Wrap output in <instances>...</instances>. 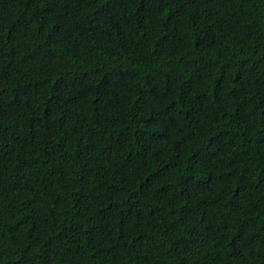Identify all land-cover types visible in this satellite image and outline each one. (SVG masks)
Returning a JSON list of instances; mask_svg holds the SVG:
<instances>
[{
	"label": "trees",
	"instance_id": "obj_1",
	"mask_svg": "<svg viewBox=\"0 0 264 264\" xmlns=\"http://www.w3.org/2000/svg\"><path fill=\"white\" fill-rule=\"evenodd\" d=\"M0 264H264V0H0Z\"/></svg>",
	"mask_w": 264,
	"mask_h": 264
}]
</instances>
